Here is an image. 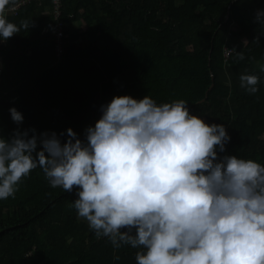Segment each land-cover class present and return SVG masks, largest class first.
Instances as JSON below:
<instances>
[{"label":"trees","instance_id":"obj_1","mask_svg":"<svg viewBox=\"0 0 264 264\" xmlns=\"http://www.w3.org/2000/svg\"><path fill=\"white\" fill-rule=\"evenodd\" d=\"M259 9L264 0H61V56L51 0L3 11L20 31L0 44V136L34 128L64 132L63 141L71 127L83 138L119 91L158 104L183 99L193 114L225 125L227 153L264 163ZM224 47L232 49L225 62ZM242 73L258 76L255 93L240 86ZM10 106L23 114L19 126ZM75 198V189L51 187L39 167L22 177L14 197L0 200V264H136L140 249L97 237Z\"/></svg>","mask_w":264,"mask_h":264},{"label":"clouds","instance_id":"obj_2","mask_svg":"<svg viewBox=\"0 0 264 264\" xmlns=\"http://www.w3.org/2000/svg\"><path fill=\"white\" fill-rule=\"evenodd\" d=\"M8 2L0 41L20 31L2 15ZM254 19L264 24V9ZM239 79L258 90L257 75ZM8 111L19 126L22 112ZM100 113L83 138L71 127L63 141L64 132L34 128L0 136V200L39 167L51 187L75 189L72 207L97 237L139 248L136 264H264V163L227 153L223 123L148 94L114 95Z\"/></svg>","mask_w":264,"mask_h":264},{"label":"built area","instance_id":"obj_3","mask_svg":"<svg viewBox=\"0 0 264 264\" xmlns=\"http://www.w3.org/2000/svg\"><path fill=\"white\" fill-rule=\"evenodd\" d=\"M30 0H20L12 5H9L7 7H4V11H9L15 13L17 7L19 5L24 4L26 2H29ZM52 2V14L53 18L56 21V27L54 29V51L57 56H61L63 53L62 48V39L65 36V33L63 31V23L60 21L59 16L61 14V0H51ZM5 43V41H0V44ZM232 51L229 47H224L223 50V57L224 62L227 60L229 53Z\"/></svg>","mask_w":264,"mask_h":264},{"label":"crops","instance_id":"obj_4","mask_svg":"<svg viewBox=\"0 0 264 264\" xmlns=\"http://www.w3.org/2000/svg\"><path fill=\"white\" fill-rule=\"evenodd\" d=\"M77 26L85 28V24L81 23H77ZM61 57H55V61H58Z\"/></svg>","mask_w":264,"mask_h":264},{"label":"rangeland","instance_id":"obj_5","mask_svg":"<svg viewBox=\"0 0 264 264\" xmlns=\"http://www.w3.org/2000/svg\"><path fill=\"white\" fill-rule=\"evenodd\" d=\"M111 77H112V79H115L113 75H112ZM110 87H112V85H111ZM114 93H115L116 95H118L119 91H115Z\"/></svg>","mask_w":264,"mask_h":264},{"label":"water","instance_id":"obj_6","mask_svg":"<svg viewBox=\"0 0 264 264\" xmlns=\"http://www.w3.org/2000/svg\"><path fill=\"white\" fill-rule=\"evenodd\" d=\"M212 86V84L209 86V88Z\"/></svg>","mask_w":264,"mask_h":264}]
</instances>
